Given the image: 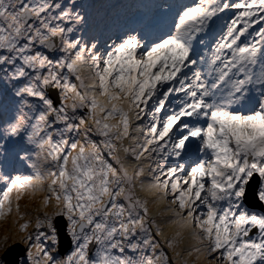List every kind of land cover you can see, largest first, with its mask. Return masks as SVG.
I'll list each match as a JSON object with an SVG mask.
<instances>
[{"label": "snow or ice", "instance_id": "6c2138e0", "mask_svg": "<svg viewBox=\"0 0 264 264\" xmlns=\"http://www.w3.org/2000/svg\"><path fill=\"white\" fill-rule=\"evenodd\" d=\"M0 264H264V0H0Z\"/></svg>", "mask_w": 264, "mask_h": 264}, {"label": "rangeland", "instance_id": "374dc122", "mask_svg": "<svg viewBox=\"0 0 264 264\" xmlns=\"http://www.w3.org/2000/svg\"><path fill=\"white\" fill-rule=\"evenodd\" d=\"M10 226V221L9 222H4V221H0V235H2L3 234V232H4V229L6 228V227H9Z\"/></svg>", "mask_w": 264, "mask_h": 264}]
</instances>
